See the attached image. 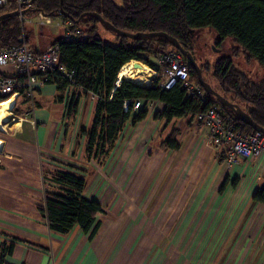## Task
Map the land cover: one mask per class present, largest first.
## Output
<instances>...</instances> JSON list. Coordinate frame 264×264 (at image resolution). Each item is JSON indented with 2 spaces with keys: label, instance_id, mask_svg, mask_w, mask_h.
I'll return each instance as SVG.
<instances>
[{
  "label": "crops",
  "instance_id": "1",
  "mask_svg": "<svg viewBox=\"0 0 264 264\" xmlns=\"http://www.w3.org/2000/svg\"><path fill=\"white\" fill-rule=\"evenodd\" d=\"M75 90L68 85L58 100L54 84L35 88L34 124L0 133V242L21 241L5 262L206 264L215 258L214 264H264V204L250 199L260 185L251 178L252 160L227 167L223 152L207 144L201 121L155 119L164 107L157 101L145 106L143 119L124 124L107 155L88 157L80 131L89 128L94 103L82 94L67 115ZM172 130L175 151L161 144ZM41 166L84 173L83 195L103 211L90 238L77 226L65 234L48 229L36 209L45 188ZM162 226L172 227L165 238ZM184 242L188 247L179 251Z\"/></svg>",
  "mask_w": 264,
  "mask_h": 264
},
{
  "label": "trees",
  "instance_id": "2",
  "mask_svg": "<svg viewBox=\"0 0 264 264\" xmlns=\"http://www.w3.org/2000/svg\"><path fill=\"white\" fill-rule=\"evenodd\" d=\"M31 8L24 15L31 17L41 11L65 19L63 15H56L60 10L70 17L74 26L80 27L85 33L72 40L55 37L48 43L58 45V63L73 71L71 80L65 79L55 69L45 74L46 83L55 85L58 100L61 91L68 85L76 89L72 94L74 100L68 102L67 115L74 114L78 96L86 92L96 96L90 126L80 131L86 138L85 154L88 157L107 155L124 124L144 118V103L148 101L164 105L161 112L155 113V119L168 122L171 119L190 117L210 105H216L228 122L244 133L254 132L247 124L239 121L229 108L217 104L210 94L207 95L208 100L200 104L195 99L184 97L177 86L168 90L160 89L157 86L158 77L146 85L136 84L126 78L117 81L118 85L115 84L121 68L130 60L138 61L158 73L160 68L154 56L174 48L163 37L130 39L110 30L107 31L113 34L115 42L105 43L98 31L102 26L96 18L87 14L89 12L97 13L115 28L128 33L163 31L175 38L180 46L191 41L194 29L205 26L213 28L217 33V44L225 37H231L236 44L230 56L221 57L213 63L211 74L218 85L217 89H213L228 101L238 104L253 122L264 129V79L259 82L250 81L231 61V56L241 54L247 61L254 59L264 70V0H120L119 5L115 0H34ZM14 9L15 5L8 1L0 6V14ZM23 27L16 16L0 20V44L16 45L21 38L27 44L32 43L29 33ZM189 30H192L191 33ZM36 49L38 51L43 48ZM187 67L188 78L196 82L194 71L189 65ZM199 68L200 71H207L208 64L202 63ZM78 87L82 90H78ZM136 99H140L142 104L133 110L132 102ZM124 100L130 102L126 110L122 109ZM14 111L21 114L24 110L15 107ZM176 135V131L172 130L161 143L162 146L168 150H177L179 143ZM41 176L44 195L36 209L45 217L48 229L65 234L77 226L90 238L99 224L96 216L103 211L98 200L83 195L87 184L84 173L75 169L41 166ZM225 184L223 181L220 189ZM50 185H56L57 190H47L46 186ZM250 199L264 204V181L253 189ZM15 242L21 241L14 237L0 242V264H9L5 262V257L10 254ZM25 245L35 248L27 242Z\"/></svg>",
  "mask_w": 264,
  "mask_h": 264
},
{
  "label": "built area",
  "instance_id": "3",
  "mask_svg": "<svg viewBox=\"0 0 264 264\" xmlns=\"http://www.w3.org/2000/svg\"><path fill=\"white\" fill-rule=\"evenodd\" d=\"M8 1H11L20 11L29 0H0V6L7 4ZM17 17L20 23L31 21L21 13H18ZM34 20L35 23L54 30L62 29L60 38L63 40H72L85 35L84 31L80 27L74 26L68 18L46 16L43 12L37 11ZM154 61L160 68L159 72L155 73V76L158 77L157 86L160 89L168 90L177 86L183 92L184 97L195 99L200 104L208 100V94L202 87L188 78V67L179 51L168 49L154 56ZM50 69H55L69 81L72 78L73 71L65 69L58 63V45L56 43L47 44L38 51L30 44L25 43L23 38L16 45L0 44V98L5 97L0 100L12 99V103L8 107L12 122L17 119L21 123L34 124L32 118L35 109L33 93L35 88L42 87L46 83L45 72ZM77 89L82 90L80 87ZM85 96L93 103L96 100V96L91 92H86ZM150 102L148 101L144 105L148 106ZM129 104V100H124L122 109L126 110ZM141 104L140 99L133 100L131 109L136 110L141 107ZM15 107L24 110L19 117L14 116L11 112ZM190 117L201 121L207 129V144L211 148L220 149L223 152L224 163L227 167L238 165L244 160H252L255 170L251 178L256 181L261 179V174H264V136L262 133L258 131L244 133L233 123L224 119L216 105H210ZM18 126L20 125H13L9 130L14 131ZM6 133L4 132V134Z\"/></svg>",
  "mask_w": 264,
  "mask_h": 264
},
{
  "label": "rangeland",
  "instance_id": "4",
  "mask_svg": "<svg viewBox=\"0 0 264 264\" xmlns=\"http://www.w3.org/2000/svg\"><path fill=\"white\" fill-rule=\"evenodd\" d=\"M115 2L118 5L120 4V0H115ZM25 7H26V5H24L22 7V9ZM14 10H17L16 7ZM21 14L25 18L31 20L30 22L20 23V25L24 26L23 28L25 29V31H27L29 33V36L31 38L32 43H28V44H30L32 47L42 49V48H44V46H46L50 42L49 40H51L55 37L57 38V37L61 36L62 29L54 30V29L48 28L44 25H39V24L35 23L34 22L35 21L34 20L35 14L31 17L24 15V13H21ZM17 15H16V17H17ZM45 15L48 16L49 14H45ZM49 16H51V15H49ZM52 17H56V16H52ZM98 31H99L100 37H101L103 42L109 43V44H113L115 42L113 34L108 32L105 28L99 27ZM23 40H24V38H23ZM191 42H192V46L196 50V56H197L196 61L198 62V67L202 63L208 64L207 71L206 70L200 71L201 77L210 86L214 87V89L215 88L217 89L218 88L217 82L212 77V74H211V71L213 69V63L221 57L230 56V51L233 47H235L236 43L234 42V40L231 37H225L222 41L219 42V44H217L218 35L214 31V29L209 27V26L194 29V31L191 33ZM231 61H232L233 66L237 70L243 72L250 81L259 82L260 80L264 79V70L257 64V62L254 59H250L249 61H247L241 54H239L237 57L231 56ZM136 62H138V61H136ZM139 64L141 65V69L139 71L141 72L142 75L147 76V78L150 81L146 82L145 84H139V83L138 84L139 85H146V84L151 83L152 80L155 77H157V76H155L156 75L155 73H157V71L152 70L151 73H147V72H149L150 68L147 67L146 65L142 64V63H139ZM137 71L138 70H135L136 73H137ZM136 73H134V71L131 72V74H133L134 76ZM125 77H127L126 79H128V80L130 79L129 74L125 75ZM125 77H123V78H125ZM129 81H131V80H129ZM0 99H5V97L0 98ZM234 101L236 102V99H234ZM6 103H8L10 106L12 103V99H9L8 101H6ZM8 112L10 114V111H8ZM11 112L13 113L14 116L17 115L19 117L20 115H22V113L17 114L14 111H11ZM10 117H11V115H9L8 120L2 122L3 125L5 126V129L2 132L0 130L1 134H4V132L6 133V129H7L6 126L8 127V129H10L13 125H16V123L11 124L12 121L10 120ZM20 123L21 122L18 121L19 125H20ZM1 144H2V141L0 139V147H1ZM214 151H217V150H214ZM48 165L55 167V165H52L49 163H48ZM263 175L261 174V179L259 181H256V182H258V183L263 182L264 181ZM162 229H163V238L167 237L168 235H170L172 233V227L171 226H162ZM161 243L165 244L166 242L162 241ZM176 245H177V243H176ZM187 247H188V242H184V243H182V247L179 246L177 248H179L178 250L180 251L184 248L186 249ZM212 254H214V252L207 254V257H210ZM214 259L215 258H207L206 264H214L215 261L217 260V259H215V261H214ZM213 261H214V263H213Z\"/></svg>",
  "mask_w": 264,
  "mask_h": 264
},
{
  "label": "water",
  "instance_id": "5",
  "mask_svg": "<svg viewBox=\"0 0 264 264\" xmlns=\"http://www.w3.org/2000/svg\"><path fill=\"white\" fill-rule=\"evenodd\" d=\"M34 0H29L26 3V7L21 9L20 11L17 10H13L10 12H4L0 14V20L7 18V17H14L16 16L18 13H24L26 10L28 9H32L31 8V4ZM88 15L94 17L97 19L98 23L105 28L106 30H110L114 33H116L117 35L120 36H125L127 38L130 39H145L148 37H152V36H159V37H163L166 39V41L177 51H179L183 57H186L189 60V64L192 68V70L195 73L196 76V82L202 87V89L207 93L210 94L214 97L215 101L217 102V104L221 105V106H225L227 108H229L234 116L241 122L247 124L249 127H251V129L253 131H258L262 134H264V129H262L261 127H259L255 122H253L248 115L245 113V111H243L238 104L236 103H232L230 101H228L225 97H223L221 94H219L217 91H215L205 80H203V78L201 77V73H200V69L198 67V65L196 64V62L193 60L192 56L190 55V53H188L187 51H185L175 40V38H173L172 36L166 34L163 31H152V32H135V33H128L122 30H119L117 28H115L114 26H112L109 22L105 21L104 19H102L97 13L95 12H89L87 13ZM57 16L59 15H63L64 17L70 19V17L64 13H62L60 10L59 12H57L56 14ZM76 22V21H75ZM192 30H189V32L191 33ZM21 39H18V42H21ZM116 84V83H115Z\"/></svg>",
  "mask_w": 264,
  "mask_h": 264
},
{
  "label": "bare ground",
  "instance_id": "6",
  "mask_svg": "<svg viewBox=\"0 0 264 264\" xmlns=\"http://www.w3.org/2000/svg\"><path fill=\"white\" fill-rule=\"evenodd\" d=\"M139 63L134 60H130L128 63H126L120 70V74L118 75L116 84L118 85L117 81L122 79L123 77H125V75H128V74L130 76V80L135 81L136 83L145 84L146 82H149L150 80L147 78V76L142 75L141 72L139 71L141 69V65ZM135 70H138L137 73L135 72ZM132 71L136 73L135 76L131 74ZM151 72L152 70H149V73ZM8 107H9V104L6 103L5 100L0 102V130L1 131H4L5 129V126L3 125L2 122L9 119L10 114L8 112ZM13 123H16V125H18L17 119H15V121H13L11 124Z\"/></svg>",
  "mask_w": 264,
  "mask_h": 264
},
{
  "label": "flooded vegetation",
  "instance_id": "7",
  "mask_svg": "<svg viewBox=\"0 0 264 264\" xmlns=\"http://www.w3.org/2000/svg\"><path fill=\"white\" fill-rule=\"evenodd\" d=\"M186 45H182L181 47L187 51L188 53H190V55L192 56L193 60L196 62V64L198 65V62L196 61L197 60V56H196V50L194 49V47L192 46V42H188V43H185ZM183 60L186 62L187 66L189 64V60L186 58V57H183ZM191 67V66H190ZM212 87V86H211ZM214 88V87H212Z\"/></svg>",
  "mask_w": 264,
  "mask_h": 264
}]
</instances>
